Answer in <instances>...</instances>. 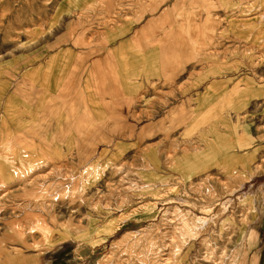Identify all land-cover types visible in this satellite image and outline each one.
<instances>
[{
    "label": "rangeland",
    "instance_id": "374dc122",
    "mask_svg": "<svg viewBox=\"0 0 264 264\" xmlns=\"http://www.w3.org/2000/svg\"><path fill=\"white\" fill-rule=\"evenodd\" d=\"M99 1L0 0V95L70 53L87 56L64 34L115 22ZM192 1L201 21L217 16L213 39L195 35L196 51L169 71L135 57L128 85L143 97L100 112L109 142L68 147L51 116L0 120V264H264V0ZM18 132L26 141L9 144ZM111 224L121 228L104 241ZM127 232L134 245L112 249Z\"/></svg>",
    "mask_w": 264,
    "mask_h": 264
},
{
    "label": "crops",
    "instance_id": "0c3cea01",
    "mask_svg": "<svg viewBox=\"0 0 264 264\" xmlns=\"http://www.w3.org/2000/svg\"><path fill=\"white\" fill-rule=\"evenodd\" d=\"M166 2L167 0H100L99 3L112 12V15L106 18L115 22L105 23L102 27H95L94 23H82L84 29L81 27V33L77 27H67L64 40L71 41L74 49H88L87 56L78 52L74 57L70 53L60 59L62 62L58 63L59 70L56 72L36 69L35 72L26 73L28 75L33 72V75H26V84L18 83L11 90L7 88L3 91L0 95L2 123L10 121L20 124L23 122L21 116H26L27 113L30 118L36 114L39 120H46L47 116H51L50 125L54 124L52 130H55V134L64 136L68 147L72 146L73 141L80 146L86 142L88 146L109 142L105 131L110 127L102 120L97 121L100 112L114 108L123 109L132 99L143 97L142 92L133 93L128 85L130 76H133L130 70L133 69V64L137 63L134 58L160 57L161 68L163 71H169L171 64L181 56L187 55L189 50L196 51V46L190 43L195 35H202L210 40L214 37L210 35V30L217 26V16L208 13L201 21L199 12L194 9L196 2L189 0V10L192 14L183 17L180 14V11L184 10L180 7L182 0H172L171 5L165 7ZM173 12L180 15L172 17ZM148 13L158 14L146 19L145 14ZM123 16L128 17L124 19ZM142 20V26L134 29V25ZM132 31L134 32L130 39L115 44L111 51L107 48L99 52L96 48V43H99L98 47L103 48L116 43L118 38ZM101 38H106V41L103 42ZM175 45L178 49L169 48ZM135 49L141 52L134 53ZM95 52L99 56L90 57V53ZM54 60L50 66H54ZM15 101L23 104L22 111L11 105ZM187 118L184 115L179 124L183 125ZM119 125L123 127L121 124L113 125L115 131L119 130ZM26 137L25 132H18V135L12 136L9 144L24 143ZM87 149V152H83L85 157L89 153V148ZM46 152L52 156L50 150ZM47 154L43 152L42 156ZM66 166L64 163L53 164L52 168L55 170ZM26 179L20 188L34 181V178Z\"/></svg>",
    "mask_w": 264,
    "mask_h": 264
},
{
    "label": "bare ground",
    "instance_id": "6f19581e",
    "mask_svg": "<svg viewBox=\"0 0 264 264\" xmlns=\"http://www.w3.org/2000/svg\"><path fill=\"white\" fill-rule=\"evenodd\" d=\"M180 218V220H181V217H179ZM179 218H176V219H172L171 221H170V224L168 225V229H170V234H171V236L170 237H174L173 236V232L175 231V228H174V226H175V222L177 221V220H179ZM183 219V218H182ZM205 221V220H204ZM183 223H184V219H183ZM185 224L187 225V223L185 222ZM205 222H203V224L201 225V226H204L205 227ZM177 225V224H176ZM121 228V225H117V224H111V225H109L108 227H107V229L104 231L105 232V235H106V239L104 240V241H106L110 236H112V235H114V233L118 230V229H120ZM188 228H189V231L192 233V232H194V230H193V228H192V226H188ZM199 229H201V227L199 226L198 227ZM129 231V230H128ZM136 235V234H135ZM133 237H135L134 236V234H133V232H127V233H124L120 238H118V239H116V240H113L112 242H111V247H112V249H119V250H122V251H126L127 250V248L128 247H130V246H133L134 244L132 243V239H133ZM111 249V250H112ZM160 250H161V248H159ZM163 251L165 250V249H162ZM212 253V252H211ZM215 253V252H214ZM212 255V254H211ZM210 255V256H211ZM212 256H214V255H212ZM216 256V255H215ZM214 256V257H215ZM220 257V256H219ZM164 259V258H163ZM124 260V259H123ZM122 259H119V262H122L123 261ZM126 260V259H125ZM164 260H166L165 262L163 261L161 264H167V262H168V260H167V258H165ZM217 260H219V258L217 259ZM126 264V263H125ZM215 264H217V263H215Z\"/></svg>",
    "mask_w": 264,
    "mask_h": 264
}]
</instances>
